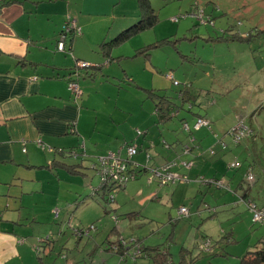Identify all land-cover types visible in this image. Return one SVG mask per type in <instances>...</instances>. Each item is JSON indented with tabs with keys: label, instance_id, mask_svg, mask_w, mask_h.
<instances>
[{
	"label": "rangeland",
	"instance_id": "obj_1",
	"mask_svg": "<svg viewBox=\"0 0 264 264\" xmlns=\"http://www.w3.org/2000/svg\"><path fill=\"white\" fill-rule=\"evenodd\" d=\"M151 4L159 20L136 38L146 44L168 40L159 47H150V61L159 75L173 72L179 85L165 77L164 81H155L153 71L143 68L142 59L124 58L121 63L128 72L137 75L132 82L124 79L123 67L115 61L117 80H108L97 71L92 81L86 77L84 69L79 70L78 82L88 80V87L76 102L89 106L91 111L85 119L89 136H80L79 140L80 145L87 147L86 160H81L86 176L76 181L82 180L83 189L76 198L68 193L66 198H53L57 203L50 212L45 195L23 199L25 207L21 214L29 215L28 220L35 215L32 229L23 233L30 235L23 238L25 246L31 250V255L22 257L23 264H152L147 257L133 260L132 256H126L124 259L121 253L112 250L121 237H136L146 246L158 244L167 248L174 264H180L182 256L188 264H240L248 251L264 247V225L251 220L250 210L241 198L264 205V0H151ZM200 12L203 21L197 18ZM174 16L179 21L173 22L171 17ZM66 54L71 55L68 51ZM183 86H189L190 103L185 102L164 124L149 122L155 119L153 110L160 96L182 104L178 94ZM80 89L82 91V87ZM69 95L73 99L72 92ZM92 109L96 112L97 127ZM111 113L121 123L105 128ZM192 114L207 117L212 131L206 127L201 131L184 130L189 135L184 137L180 133L184 138L181 142L193 151L183 153L182 147L180 157H169L166 161L193 160L194 165L185 168V173L191 175L187 180L165 185L154 180L149 184L152 170L161 169L166 162L160 158L152 160L154 147L145 155L138 146L140 153L131 161L138 164L144 157L138 170L143 167L147 170L141 171L125 187L116 189L113 201L107 191L92 195L99 178L90 165L96 159L94 156L106 148L102 143L107 138L115 140L117 132L121 136L125 132L130 137L126 138L128 141L145 135L148 142L154 136V142L162 141L160 147L165 148L166 143H174L176 136H170L172 127L183 128L182 117L192 127ZM145 120L150 125L149 131L142 125ZM238 120L253 131L235 142L228 131ZM137 129L140 135H136ZM190 137L196 138L197 148L191 145ZM117 139H121L120 136ZM95 140L102 146L98 150ZM34 143L39 147L37 141ZM136 143L137 139L133 141ZM43 145L45 148L39 147L43 150L39 152L52 153L48 144L43 142ZM210 148L215 151L214 155L210 154ZM27 149L28 145L22 151ZM67 161L80 162L72 157ZM232 162L237 166L231 167ZM178 167L174 166L173 171ZM248 171L255 175L256 182L246 181ZM211 178L224 180L229 188L202 182ZM245 193L248 194L244 196ZM181 206L189 210V215L178 213ZM55 208L60 210L59 214L52 212ZM111 216H116L119 222L115 224ZM91 224L96 229L89 235L76 234V229Z\"/></svg>",
	"mask_w": 264,
	"mask_h": 264
},
{
	"label": "crops",
	"instance_id": "obj_2",
	"mask_svg": "<svg viewBox=\"0 0 264 264\" xmlns=\"http://www.w3.org/2000/svg\"><path fill=\"white\" fill-rule=\"evenodd\" d=\"M5 3L0 8V264H23L22 257L31 255V250L25 246L26 240L23 238L30 235L23 233L32 229L35 221V215L28 220L29 215L21 214V209L25 207L23 199L45 195L49 199L50 212L60 196L66 198L68 193L69 196L76 198L83 189L82 180L80 183L76 181L84 176L69 174L62 168L46 167L52 159L62 158L68 162L69 157L60 156L56 150L78 147L80 136H89L90 133L85 123L87 115L91 113L89 106H80L76 102L78 99L71 98L68 80L72 78L78 82L77 75L81 69L85 70L86 77L92 81L95 80L97 71L108 80L109 78L117 80L118 77L114 73L115 61L117 65L123 67L124 79L132 82L138 77L128 72L121 64L124 58H131L132 61L142 59L143 68L153 71L155 81H159L158 79L164 81V77L168 79L166 77L168 73L159 75L155 71V66L150 61L152 52L138 53L139 48L154 42L141 43L136 37L153 26L132 34L121 43L110 44L112 39L138 20L140 11L136 0H5ZM67 18L75 20L81 28V34L71 35L69 40L67 37L65 50L58 51L59 34ZM131 42L133 44H130ZM67 51L72 58L66 56ZM142 56L144 58H141ZM76 60L85 61L89 65L76 68ZM87 82L88 80H83L81 84L78 82L82 87L81 95L88 87ZM92 110L97 127L96 112ZM177 112L178 110L175 111ZM153 115L155 119L149 122L157 125L171 119L169 117L164 121L158 120L155 109ZM196 118L197 114H192V123ZM108 120V123L104 124L105 128L121 123V120L118 118L116 120L112 113ZM180 120L181 124L188 123L184 117ZM72 122H75L74 132L69 130ZM147 122L145 120L142 125L144 124L145 128H148L146 131H149L150 125L146 124ZM201 128L197 131H201ZM206 128L212 131V127ZM249 128L253 131L251 127ZM180 130L172 127L170 136L176 137L174 143H166L165 148L160 147L162 141L154 142V136L149 138L148 142L145 135H142L144 138L135 136V139L128 141L126 138L130 137H127L125 132L123 136L117 132L121 139H117V136L114 137L115 140L107 138L102 143L106 148L95 155L94 159L108 151L117 150L124 156L125 146L137 139L136 145L139 146L140 152L143 149L146 155V152H150L151 147H154L152 160L160 158L166 162L169 157H180L186 153L184 146L189 145H183L181 141L184 138L179 135L183 133L185 137L189 134L182 127ZM137 131L136 135H140ZM38 138L50 146L51 155L39 152L41 149L34 143ZM190 143L194 145L193 148H197L195 137H190ZM27 145L28 149L23 152V147ZM94 145L96 150L101 146L98 140L94 141ZM182 147L183 153L180 150ZM170 148H173V151ZM84 149H87L86 145ZM200 150L196 151V155H199ZM190 151H193L192 147L189 148ZM36 157H40L41 161H36ZM143 158L135 160L139 164ZM173 160L176 161V158ZM177 165L180 166L179 169L173 171L172 168V171L188 175V179L191 175L185 173L186 169L181 164ZM83 167L85 168L84 165ZM53 198L57 200L53 202ZM55 210L60 212L58 208L52 212ZM29 242L35 241L27 243Z\"/></svg>",
	"mask_w": 264,
	"mask_h": 264
},
{
	"label": "built area",
	"instance_id": "obj_3",
	"mask_svg": "<svg viewBox=\"0 0 264 264\" xmlns=\"http://www.w3.org/2000/svg\"><path fill=\"white\" fill-rule=\"evenodd\" d=\"M1 1L2 0H0V2ZM197 18L200 21H203L202 12L199 13ZM171 20L173 22H177L179 18L175 16L172 17ZM80 34H81V28L76 24L75 20L72 18H67L64 22L63 29L59 34V39L57 42V50L58 51L65 50V40L68 36L80 35ZM76 64L77 67L79 68H83L89 65V63L81 60L76 61ZM166 77L169 80H171L174 85L179 84L178 81H176L173 78V74L171 72L166 74ZM67 86L69 91L72 92L73 98L75 100L79 99L82 91L78 85L77 80L70 78L69 81L67 82ZM182 124L184 130L188 132H190L191 129L197 131L201 127L211 128L209 120L205 117L196 118L192 127H190L187 122H183ZM69 130L70 132L75 131V122H72L70 124ZM137 132L138 134H141L140 131ZM228 133L231 134L235 142H238L242 137L246 135H250L252 133V130L249 127L245 126L242 120H238L232 125ZM36 141L39 146H41L42 148L45 147L42 144L40 138H38ZM83 147L84 145H81V148ZM222 147L224 148L225 144H222ZM189 148H190L189 146H184V152L186 153L189 152ZM137 152H138V146L136 144H127L125 146V156L121 154L120 150L108 151L104 155L97 156L96 162L92 164V167L96 168V174L99 178V187L101 189H104V191H107V194H109V198L111 201H113L115 198L114 191L116 189L120 187H125L129 181L134 180L136 178L138 164L137 163L133 164L131 159L133 158L134 155L137 154ZM209 152L211 155L215 154V151L212 148H210ZM178 163L187 169L191 168L194 165L192 160H182L180 162L172 160L170 162H167L164 166H162L161 169L152 170V176L148 179V181L152 182L154 179H156L159 185H165L169 182L187 180L186 175H180L171 170ZM230 166L236 167L237 163L232 162ZM245 179L248 183L255 182V176L252 173V171H248L246 173ZM202 182L208 185H214L217 188H229V185L225 184L224 180L222 179H216V178H211L208 180L204 179L202 180ZM96 191L97 189L94 188L93 189L94 195L97 194ZM241 198L246 202L248 209L250 210L251 220L254 223H259L261 225H264V205H259L250 198L247 199V198H243L242 196ZM55 212L57 213L58 211L55 210ZM188 212L189 210L184 206H181L178 210V213L181 216L189 215ZM111 217L115 223L119 222L116 216H111ZM94 229H95V225L91 224L87 228L76 229L75 232L81 237L83 235H89L90 231ZM116 242L117 243L116 244L114 243L111 249L116 252L120 250L119 253H121V257L124 259H126V256L127 257L132 256L133 260H135L137 257L142 256L143 254L142 251L143 241L139 240L136 237H130V238L121 237ZM206 246H208V242L206 243ZM166 264H174V263L170 259L166 262Z\"/></svg>",
	"mask_w": 264,
	"mask_h": 264
},
{
	"label": "trees",
	"instance_id": "obj_4",
	"mask_svg": "<svg viewBox=\"0 0 264 264\" xmlns=\"http://www.w3.org/2000/svg\"><path fill=\"white\" fill-rule=\"evenodd\" d=\"M136 1L138 3V7H139V11H140V15H139L138 20L135 23H133L132 25L125 28L121 33H119V35H117L114 39H112L110 44L121 43L122 41H125L126 39H128L132 34H135L139 31L144 30V29L150 28L158 22V16L156 15L154 8L152 7L151 0H136ZM4 3H5V0H2L0 2V8L2 7V5ZM167 41L168 40H165V38L158 40V41L154 42L153 44H149L146 47L139 48L138 53L146 54L150 50V47H153V48L158 47L160 45V43H166ZM107 44H109V43H107ZM76 61H78V60H76ZM86 67H88V66H86ZM76 68H78L77 64H76ZM189 86H183V88L181 90H179L178 95H179L180 99L182 100V104L173 103L164 95L159 97V100L155 102V106H154L155 107L154 108L155 114H156L158 120L164 121V120L168 119L169 117H172L173 113H174V115L177 114V113H175L176 109L178 110V108L183 107V104L185 102L190 103L188 101L190 94L188 93V90H187V88H189ZM150 95H154L157 97V95L154 93L153 94L150 93ZM191 107H192V104L189 105V108H191ZM198 117H205V116L197 114V118ZM42 144H43V142H42ZM131 144H133V143H131ZM39 147H41V146H39ZM56 152H58V154L62 157H72L76 161L80 160V162L70 163V162L64 161L62 158H60V159L57 158V159H52V161H50V163L46 165L47 168H50V169L62 168L64 170H66L69 174H72V175H81V176L85 175L84 167H83V164L81 161V160H86V159H84V157L86 156V154H85L86 151H85L84 147L81 148V145L79 144L78 147H71L68 149H59V150H56ZM95 162H96V159L92 161L90 166L96 173V168L92 167V164ZM30 167H32V166H30ZM37 167H43V166H37ZM146 170H147L146 167H143L142 169L137 170L136 177L138 175H140L141 171H146ZM255 182H256V177H255ZM94 188L97 189L96 193H99L101 190L104 191V189H101L99 187V185L94 187ZM247 194L248 193H245L244 196H246ZM92 195L94 196V194H92ZM115 224H117V223H115ZM95 229H96V226H95ZM113 229H115V227ZM42 238L45 239L46 241L50 240V238H48V239L44 238V237H42ZM138 239L141 240L140 238H138ZM142 251H143V254L141 257L146 256L147 258L150 259L152 264H166V262L168 260H170V256H169V252L167 251V248L160 246L158 244L153 245V246H146L143 243ZM119 252H120V250L117 251V253H119ZM181 259H182V261L180 262V264H188V262L184 260L183 256L181 257ZM240 264H264V247H256L255 249L248 251L246 253V255L241 259Z\"/></svg>",
	"mask_w": 264,
	"mask_h": 264
}]
</instances>
